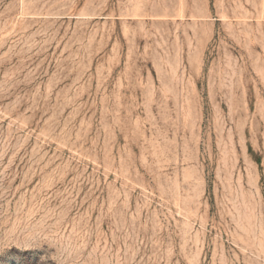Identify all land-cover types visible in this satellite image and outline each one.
I'll list each match as a JSON object with an SVG mask.
<instances>
[{"label":"rangeland","instance_id":"374dc122","mask_svg":"<svg viewBox=\"0 0 264 264\" xmlns=\"http://www.w3.org/2000/svg\"><path fill=\"white\" fill-rule=\"evenodd\" d=\"M0 264H264V0H0Z\"/></svg>","mask_w":264,"mask_h":264}]
</instances>
